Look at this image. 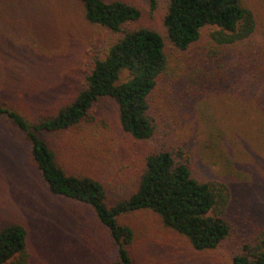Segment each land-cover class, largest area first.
I'll use <instances>...</instances> for the list:
<instances>
[{"label":"rangeland","instance_id":"rangeland-1","mask_svg":"<svg viewBox=\"0 0 264 264\" xmlns=\"http://www.w3.org/2000/svg\"><path fill=\"white\" fill-rule=\"evenodd\" d=\"M124 1L138 8L140 18L122 31L141 26L163 33L165 0H156L153 11L146 0ZM241 3L252 12L254 38L264 46V0ZM119 37L88 25L74 0H0V102L30 123L53 114L83 88L92 60L102 58ZM167 71L175 72L173 64ZM170 85L163 78L151 100V107H161L163 88L176 98L179 116L167 120L166 138L132 140L120 130L115 105L106 98L92 106L93 123L43 138L64 173L87 176L104 187L108 207L134 191L143 157L162 148L161 140L184 147L195 178L231 187L227 218L237 240L264 221V116L233 94L215 97L189 84L178 90ZM0 143L20 154L13 159L0 149V229L23 227L26 264H112L110 239L92 211L51 196L26 159V147L1 137ZM117 223L132 230L127 250L136 264H229L227 244L196 252L149 211L119 216Z\"/></svg>","mask_w":264,"mask_h":264},{"label":"trees","instance_id":"trees-1","mask_svg":"<svg viewBox=\"0 0 264 264\" xmlns=\"http://www.w3.org/2000/svg\"><path fill=\"white\" fill-rule=\"evenodd\" d=\"M74 1L88 25L120 37L102 58L92 60L83 88L53 114L30 123L0 102V124L4 125L0 137L16 142V147H26V159L51 196L92 211L110 239L112 264H136L127 250L132 230L118 224L117 218L141 210L156 215L164 228L196 252L227 244L229 264H264V221L233 240L234 230L227 218L231 187L219 180L195 178L184 147L161 140L162 148L143 157L134 191L108 207L104 187L87 176L64 173L42 135L93 123L92 106L106 98L115 105L120 130L132 140L166 138L167 120H178L176 98L163 88L164 103L151 107L152 95L165 77L174 90L189 84L215 97L233 94L249 110L264 116V46L254 38L252 12L241 0H165L161 34L141 26L122 31V26L140 18L138 8L124 0ZM146 1L153 11L156 0ZM169 64L175 67L173 74L167 71ZM123 73L126 78L120 80ZM177 95L180 97V91ZM4 146L0 143V149L15 155L13 159L20 156L15 148L12 153ZM25 240L22 226L1 228L0 264H26Z\"/></svg>","mask_w":264,"mask_h":264}]
</instances>
